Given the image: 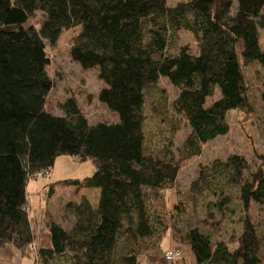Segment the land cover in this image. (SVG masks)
Instances as JSON below:
<instances>
[{"label":"trees","instance_id":"1","mask_svg":"<svg viewBox=\"0 0 264 264\" xmlns=\"http://www.w3.org/2000/svg\"><path fill=\"white\" fill-rule=\"evenodd\" d=\"M37 14L40 20L30 24ZM77 29L69 39V57L84 71L98 70L103 88L97 99L117 116L114 123L92 125L74 98L60 105L63 117L46 111L54 87L48 50L63 32ZM180 32L192 36L194 54L187 45H176ZM252 63L264 70V0H188L172 6L167 0H0V248L12 245L29 256L28 247L36 242L35 264L62 259L137 264L172 230V241L188 245L196 264H263L264 238L248 212L252 204H264V155L255 170L239 155L212 165L237 191L244 213L237 237L212 242L194 226L177 239L169 219L180 208L164 217L157 211L158 206L164 211L162 194L175 190L183 164L228 133L226 114L252 113L243 76ZM144 65L154 66L156 74L148 77ZM159 79L170 84L176 98L153 111L175 132L185 121L189 133L176 150L166 143L155 152L146 143L144 112L148 90ZM209 83L218 98L207 105ZM261 101L264 111V76ZM60 156L91 161L95 171L49 183L44 187L49 199L59 186L94 198L67 202L70 230L49 219L36 235L27 185L43 181L32 178ZM210 172L200 171L198 178L208 182ZM218 191L215 207L224 215L231 198ZM200 224L209 227L205 220Z\"/></svg>","mask_w":264,"mask_h":264},{"label":"rangeland","instance_id":"2","mask_svg":"<svg viewBox=\"0 0 264 264\" xmlns=\"http://www.w3.org/2000/svg\"><path fill=\"white\" fill-rule=\"evenodd\" d=\"M186 1L188 0H167V6ZM40 18L41 14H37L36 18L30 21V24L36 25ZM76 31L78 29L63 32L57 46L48 50L50 66L47 71L54 87L46 100V111L51 115L63 117L64 114L60 105L68 98H74L92 125L114 123L117 121V116L109 112L97 99V95L103 88V83L98 79V70L84 71L69 57V39ZM176 45H187L190 53L196 52V44L189 33L180 32ZM144 72L148 77H153L156 74V68L144 65ZM243 76L248 85L247 99L252 113L245 115L236 111L228 112L226 114L228 133L205 144L202 147L200 157L185 162L178 175L175 190H167L162 194L164 211L160 206L157 207L160 216L164 217L166 216L165 213L174 211L176 205L180 208V211L172 212V219H169L179 234H176L177 239L188 228L194 226L200 227L212 242L215 240L227 242L231 236L237 237L241 232L240 220L244 217V213L240 211L236 200L237 191L228 185L227 179L220 173L221 169L212 170L214 168L212 165L215 162L225 163L229 156L239 155L246 160L250 170H255L259 162L258 156L264 155V111L261 101L264 70L257 63H252L243 68ZM207 89L209 93L207 105H209L218 98V91L213 83H209ZM175 98V91L164 79H159L156 85L148 90L144 112V131L147 146L152 151H162L166 143L171 146L172 150H176L189 133L185 121H181L179 129L175 132L171 130L169 123L153 111V106L160 109L165 104H170ZM50 170L52 174L49 180L28 182L29 192L35 191L32 188L34 182H38V186L44 185L45 187L49 183L64 179H83L90 177L94 173L95 167L91 161L78 162L70 156H60L55 159ZM200 171H211L213 178L208 176V182L201 181L198 178ZM196 182V186L193 187ZM220 188L231 198L228 203H225L224 215H221L215 207ZM46 190L43 188L38 192L36 199H31L32 221L38 215L36 212L38 207L40 206L41 211H44L46 202L50 201ZM41 192L46 193L45 196H41ZM68 195L67 188L59 186L57 195L51 199V213L58 223L70 230L73 221L66 207ZM85 197L93 201L94 195L88 194ZM248 213L255 224L258 235L264 238V204H252ZM203 220L207 222L210 228L200 224ZM215 224L216 226L212 227ZM173 232L171 230V232L166 233L160 242V246L155 250L140 256L137 264H167L164 261L165 253L175 251L176 248H179L180 258L176 259L173 264H196L188 245H176L172 241ZM235 246V244H229L230 248ZM27 254L35 263L33 252L27 250ZM260 257L264 264V246L261 249ZM60 263L69 264L65 259H62Z\"/></svg>","mask_w":264,"mask_h":264},{"label":"crops","instance_id":"3","mask_svg":"<svg viewBox=\"0 0 264 264\" xmlns=\"http://www.w3.org/2000/svg\"><path fill=\"white\" fill-rule=\"evenodd\" d=\"M34 183L35 184L33 185L32 188L35 191H33L32 193L29 192L28 185H27V190H26L27 191L28 217L30 220L31 228L36 233V235H40L41 233H43L45 231V228H44L45 221H47L49 219H53L56 221V219L54 217H52V213H51L52 212V205H51L52 200L51 199H53V197H55L57 195V189L59 187L55 189L54 195L51 196L49 199L50 201L46 202L47 204L45 206L44 211H41L40 206L38 207L39 209H37V211H36L38 215L35 216L34 221H32L31 220V218H32V216H31V209H32L31 199H36L38 192L44 188V185L38 186V182H34ZM67 191L69 192V195L67 197L68 202L70 200H74L75 202H78V200H80V198H83L89 194V192L80 191L78 196H77V195H74V192L71 189L67 188ZM0 264H35V263L33 262V260L30 257L22 255L21 252L18 249H16L14 246L7 245L4 248H0Z\"/></svg>","mask_w":264,"mask_h":264},{"label":"built area","instance_id":"4","mask_svg":"<svg viewBox=\"0 0 264 264\" xmlns=\"http://www.w3.org/2000/svg\"><path fill=\"white\" fill-rule=\"evenodd\" d=\"M51 177V170H46L44 172H40V173H37L33 176L32 179H35V180H42V179H50ZM46 193L44 192H41L40 195L42 196H45ZM28 250L33 252V255L35 256V260L37 259V250H38V244L35 242L34 244H31L29 247H28ZM179 258V252L177 250L175 251H168L165 253V256H164V261L167 263V264H173L174 261L176 259Z\"/></svg>","mask_w":264,"mask_h":264}]
</instances>
